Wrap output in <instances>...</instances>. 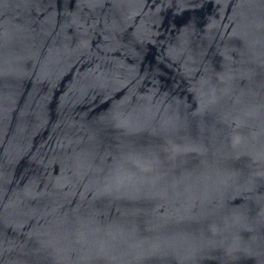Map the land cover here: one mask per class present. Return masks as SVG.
I'll return each mask as SVG.
<instances>
[{"label": "water", "instance_id": "water-1", "mask_svg": "<svg viewBox=\"0 0 264 264\" xmlns=\"http://www.w3.org/2000/svg\"><path fill=\"white\" fill-rule=\"evenodd\" d=\"M0 264H264V0H0Z\"/></svg>", "mask_w": 264, "mask_h": 264}]
</instances>
